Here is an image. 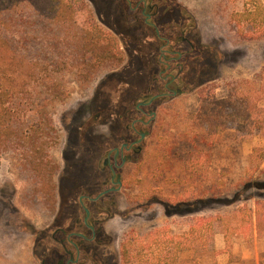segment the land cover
Masks as SVG:
<instances>
[{
  "label": "rangeland",
  "instance_id": "obj_1",
  "mask_svg": "<svg viewBox=\"0 0 264 264\" xmlns=\"http://www.w3.org/2000/svg\"><path fill=\"white\" fill-rule=\"evenodd\" d=\"M84 1L98 22L96 9ZM35 3L20 8L28 14L8 12L5 20L17 17L20 26L17 34L7 29V37L20 41L19 36L37 33L45 38L41 32L50 23L33 11L38 10ZM54 3H45L51 13L57 10ZM182 3L194 13L202 42L210 49L199 78L155 105L157 118L141 154L122 168V187L111 204L105 203L108 215H95L105 218L104 231L98 237L101 244L90 245L89 256L102 264H160L170 242L189 235L204 236L206 248L195 251L193 241L191 249L178 253L176 264H264V16L251 23L231 20L233 14L251 10L254 0ZM30 23L37 27L27 29ZM13 56L20 58L19 53ZM140 68L137 61L135 72L123 56L120 64L102 67L84 80L74 71L58 77L68 95L47 111L59 140L51 147L38 145L33 156L25 133L38 128L28 122L34 110L26 100L42 95L40 75L26 86V94L18 92L20 84L8 85L16 96L28 98L10 104L17 139L0 153V264L49 260V251L56 248L48 236L53 226L73 227L79 192L93 196L103 180L95 166L111 139L114 112L144 89ZM4 69L10 74L19 66L8 63ZM221 100L228 105L218 109ZM96 116L110 120L100 125ZM88 123L91 134L85 141L81 133Z\"/></svg>",
  "mask_w": 264,
  "mask_h": 264
},
{
  "label": "flooded vegetation",
  "instance_id": "obj_2",
  "mask_svg": "<svg viewBox=\"0 0 264 264\" xmlns=\"http://www.w3.org/2000/svg\"><path fill=\"white\" fill-rule=\"evenodd\" d=\"M89 1L96 9L98 25L112 29L122 56L128 57L135 72L136 62L140 63L146 81L142 92L111 118V139L102 147L95 166L103 174L97 193L79 192L73 227L53 226L48 236L56 248L49 251V260L45 257L39 264H102L99 257L89 256L90 245L101 244L98 237L104 231L105 218L95 215L106 213L105 203L111 204L122 187V168L141 154L157 118L155 105L181 94L199 78L209 48L202 42L194 13L182 3L185 0ZM94 120L104 125L110 118L96 116ZM91 125L82 128V138L91 134Z\"/></svg>",
  "mask_w": 264,
  "mask_h": 264
},
{
  "label": "trees",
  "instance_id": "obj_3",
  "mask_svg": "<svg viewBox=\"0 0 264 264\" xmlns=\"http://www.w3.org/2000/svg\"><path fill=\"white\" fill-rule=\"evenodd\" d=\"M47 1L0 0V153L8 148V144L13 138L17 139L12 129L15 114L10 110L13 107L10 104L16 100H26L28 98L16 96L8 85L20 84L19 87L21 86L22 89H19L18 92L22 91L24 93L26 86L30 85V81L34 76L40 75L37 83L42 87V95L37 99L35 98L36 100H30L32 98L26 100H29V106L34 110V114L28 122L36 123L38 128L28 134L25 133L27 136L25 138L29 140L30 155L33 156L38 145L47 144V147H51L57 145L59 140L51 115L47 111L54 104L62 103L68 95L64 82L60 81L58 77L66 72L74 71L77 77L84 80L102 67L117 65L123 60L115 37L105 32L98 25L84 0H55L53 6L57 10L55 12L53 10V13H51V9L46 8V6L48 7L45 4ZM35 2L38 4L36 7L38 10L34 7L33 11L47 17L49 25L55 27L54 31L51 29L45 30V28L50 27L45 26V28L43 27L44 31L41 32L45 38H41L37 33H32L30 37L19 36L18 40L20 41H14L13 37H7V29L13 30L17 34L15 27L20 26L17 17L5 20L8 12L11 11L16 16L20 14L19 12H22L23 15L28 14L29 11H19L20 8L25 7L28 3L33 5ZM50 14H53L54 19H51ZM255 15L257 18H255ZM29 16L36 19L41 17L34 16L32 12ZM263 16L264 6L260 0H254L251 10L247 9L242 13H235L231 16V20L236 24L241 21L251 23L256 19L262 21ZM51 22L55 25H52ZM28 27L36 28L37 25L30 23L27 25V29H29ZM8 53H11L9 54L11 57L8 56ZM18 53L20 58L16 59L13 55H18ZM26 61L30 62L26 64ZM14 62L16 66H19V70L8 74L7 69H4V65L8 63L14 65ZM10 77L15 78L10 79ZM215 105L220 109L223 105L227 106L228 102L216 101ZM37 142L39 143L37 144ZM38 163L41 162L38 160ZM193 241L198 245L195 251L205 250L207 240L204 236H199V239H193V237L190 239L188 235L186 238H181V240L179 238L172 243L170 242V250L162 255L159 263L176 264L178 253L191 249ZM121 256L126 261L125 250L122 251Z\"/></svg>",
  "mask_w": 264,
  "mask_h": 264
}]
</instances>
